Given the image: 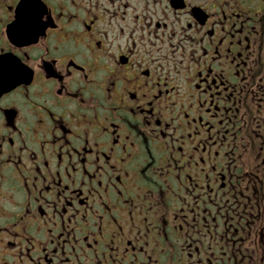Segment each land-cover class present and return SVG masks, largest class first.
I'll return each mask as SVG.
<instances>
[{"label": "flooded vegetation", "instance_id": "1", "mask_svg": "<svg viewBox=\"0 0 264 264\" xmlns=\"http://www.w3.org/2000/svg\"><path fill=\"white\" fill-rule=\"evenodd\" d=\"M0 264H264V0H0Z\"/></svg>", "mask_w": 264, "mask_h": 264}]
</instances>
